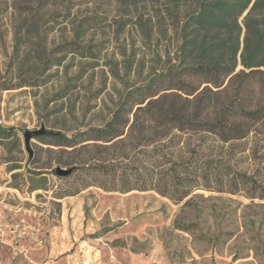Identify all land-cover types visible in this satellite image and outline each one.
<instances>
[{"label": "rangeland", "instance_id": "obj_1", "mask_svg": "<svg viewBox=\"0 0 264 264\" xmlns=\"http://www.w3.org/2000/svg\"><path fill=\"white\" fill-rule=\"evenodd\" d=\"M172 2L181 8L190 1L95 0L81 6L80 17L101 16L87 37L94 55H69L49 71L45 85L0 91V124L17 130L16 138L0 142V264H264V200L197 190L177 203L155 191L97 186L60 198L58 186L69 182L53 167L35 172L51 161L49 146L34 138L26 147V130L99 124L126 86L175 57L179 27ZM259 13L261 23L264 3ZM8 16L0 9V80L16 81L30 68L5 67L13 44ZM246 31L244 26L242 39ZM69 32L63 23L53 38Z\"/></svg>", "mask_w": 264, "mask_h": 264}, {"label": "trees", "instance_id": "obj_2", "mask_svg": "<svg viewBox=\"0 0 264 264\" xmlns=\"http://www.w3.org/2000/svg\"><path fill=\"white\" fill-rule=\"evenodd\" d=\"M189 1L169 8L179 27L175 57L126 86L99 124L35 137L53 154L36 174L72 168L59 176L69 185L58 186V197L97 186L155 191L177 203L197 190L264 200V0ZM92 2L4 0L13 32L5 67L30 71L1 79L0 91L45 85L69 55L93 56L87 37L101 16L78 15ZM63 23L70 34L56 41ZM16 137L15 127L0 124V142Z\"/></svg>", "mask_w": 264, "mask_h": 264}, {"label": "water", "instance_id": "obj_3", "mask_svg": "<svg viewBox=\"0 0 264 264\" xmlns=\"http://www.w3.org/2000/svg\"><path fill=\"white\" fill-rule=\"evenodd\" d=\"M42 134L53 135L54 132L50 129H46L45 127H42L38 130H26L25 131V133H24L25 144H26V147L28 148V150H30L31 140L34 139L35 137L39 136V135H42ZM71 172H72V168L66 169V168H63L60 166H58L56 168V174L58 176H65Z\"/></svg>", "mask_w": 264, "mask_h": 264}, {"label": "built area", "instance_id": "obj_4", "mask_svg": "<svg viewBox=\"0 0 264 264\" xmlns=\"http://www.w3.org/2000/svg\"><path fill=\"white\" fill-rule=\"evenodd\" d=\"M82 264H93V263L91 261H89V260H85V261L82 262Z\"/></svg>", "mask_w": 264, "mask_h": 264}, {"label": "crops", "instance_id": "obj_5", "mask_svg": "<svg viewBox=\"0 0 264 264\" xmlns=\"http://www.w3.org/2000/svg\"><path fill=\"white\" fill-rule=\"evenodd\" d=\"M85 261V260H84ZM93 263V262H92Z\"/></svg>", "mask_w": 264, "mask_h": 264}]
</instances>
